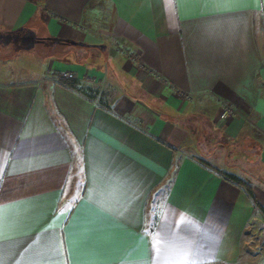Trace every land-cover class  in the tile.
I'll use <instances>...</instances> for the list:
<instances>
[{
	"label": "crops",
	"instance_id": "1",
	"mask_svg": "<svg viewBox=\"0 0 264 264\" xmlns=\"http://www.w3.org/2000/svg\"><path fill=\"white\" fill-rule=\"evenodd\" d=\"M227 175L264 209V0H0V264H254Z\"/></svg>",
	"mask_w": 264,
	"mask_h": 264
},
{
	"label": "trees",
	"instance_id": "2",
	"mask_svg": "<svg viewBox=\"0 0 264 264\" xmlns=\"http://www.w3.org/2000/svg\"><path fill=\"white\" fill-rule=\"evenodd\" d=\"M60 76H56V78H58ZM63 86H65L66 88L73 90L77 93H80L81 95H83L84 97L90 99V100H96L97 98H99L100 102L102 103V96L100 95V90L98 88H94L91 86H85L83 85L79 80L75 79V78H71V79H62L61 80ZM203 165L209 166L207 163H205L204 161H200ZM210 167V166H209ZM217 172H220L218 170H216ZM222 173V172H221ZM224 174V173H222ZM227 177L232 180L233 182H235L238 186H241L245 189V191L247 192L249 198L253 201L254 205H255V212L258 210H261L264 214V209L258 204L254 193H253V189L252 187L247 184L246 182L236 178L235 176L232 175H227Z\"/></svg>",
	"mask_w": 264,
	"mask_h": 264
},
{
	"label": "rangeland",
	"instance_id": "3",
	"mask_svg": "<svg viewBox=\"0 0 264 264\" xmlns=\"http://www.w3.org/2000/svg\"><path fill=\"white\" fill-rule=\"evenodd\" d=\"M103 91L108 96L113 93L109 88ZM246 239L250 242L246 259L253 260L254 264H264V220L255 221V227Z\"/></svg>",
	"mask_w": 264,
	"mask_h": 264
},
{
	"label": "built area",
	"instance_id": "4",
	"mask_svg": "<svg viewBox=\"0 0 264 264\" xmlns=\"http://www.w3.org/2000/svg\"><path fill=\"white\" fill-rule=\"evenodd\" d=\"M71 78H73L72 75L66 73V74L61 75L60 77L56 78V83L63 85L61 82L62 79H71ZM186 98L188 100H191L193 97L186 94ZM235 113H236V110L230 103H222V109L218 113L216 118L218 119V121L227 122L235 115Z\"/></svg>",
	"mask_w": 264,
	"mask_h": 264
}]
</instances>
